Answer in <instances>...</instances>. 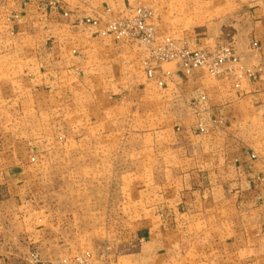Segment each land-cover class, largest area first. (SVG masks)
Instances as JSON below:
<instances>
[{"label":"crops","instance_id":"crops-1","mask_svg":"<svg viewBox=\"0 0 264 264\" xmlns=\"http://www.w3.org/2000/svg\"><path fill=\"white\" fill-rule=\"evenodd\" d=\"M140 7L235 68L164 64L160 87L101 36ZM56 218L153 264H264V0H0V264Z\"/></svg>","mask_w":264,"mask_h":264},{"label":"built area","instance_id":"built-area-1","mask_svg":"<svg viewBox=\"0 0 264 264\" xmlns=\"http://www.w3.org/2000/svg\"><path fill=\"white\" fill-rule=\"evenodd\" d=\"M152 19L153 12L146 7H140L131 12L128 18L108 23L101 36L112 35L119 42L136 44L144 49L148 55L142 63L144 71L148 79L157 80L160 87L164 85L166 78L171 77L169 71H163L164 64H177L187 73L202 69L211 76L218 77L224 73L225 68H235L238 63L232 44L219 46L212 51L205 48L192 49L186 43L171 37L158 38L151 23ZM27 259L29 264H95L89 252L50 261L43 260L37 251H33L28 253Z\"/></svg>","mask_w":264,"mask_h":264},{"label":"rangeland","instance_id":"rangeland-1","mask_svg":"<svg viewBox=\"0 0 264 264\" xmlns=\"http://www.w3.org/2000/svg\"><path fill=\"white\" fill-rule=\"evenodd\" d=\"M142 50L144 51V49ZM75 221H77V219L56 218L54 220V222H56L55 227L59 225L62 232L57 233L54 231L52 235H50V238L54 239L53 244H47L38 248L35 244L28 246L25 244L24 240H22V248L20 245H17L18 248L12 249V256H10V260L8 259V263L29 264L27 261L28 253L37 251L43 260L50 261H58V259L61 258H71L82 252H89L92 254L95 264H153L152 259L144 261L137 258V255L142 252L140 240H134L129 246H121V244L118 243L119 234L115 233V227L112 229L113 231L110 235L107 233L104 234L105 236L99 234L96 236L93 235L92 239L89 240L88 234H79L73 231L72 227ZM82 221H85V219H82Z\"/></svg>","mask_w":264,"mask_h":264}]
</instances>
